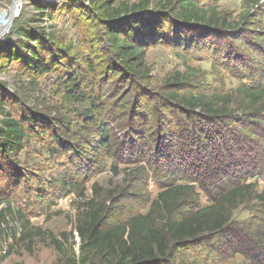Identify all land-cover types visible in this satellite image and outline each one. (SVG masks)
<instances>
[{
    "label": "trees",
    "instance_id": "obj_1",
    "mask_svg": "<svg viewBox=\"0 0 264 264\" xmlns=\"http://www.w3.org/2000/svg\"><path fill=\"white\" fill-rule=\"evenodd\" d=\"M30 1L36 10V18L48 15L43 10L48 6L46 3ZM83 1H88L92 10L89 11L80 0H67L62 8L67 11L78 10L101 28L103 40L109 46V51L105 52L110 56L106 65L116 68L112 76L108 77L109 73L105 69L100 70L95 64L92 58L95 52L93 45L87 44V53L76 57L71 44H59L44 30L21 26L16 28V33L21 37L15 45L10 41L0 42V61L4 58L15 60L22 73L32 78L51 72L57 74L56 89L63 101H92L91 108L84 109L78 115L88 149L102 152L115 161L120 159V151H124L127 156L120 159L122 163H146L151 170L148 167L149 172L141 178L143 173L138 171L144 168L141 165L137 173L133 172L132 183L129 182L120 191L102 193L96 191L94 186L90 198L85 194L86 175L80 176L79 171L50 178L49 182L58 185L61 193L65 190L86 200L75 227L80 237V255L74 253L67 257L64 264H169L173 257L172 247H183L222 234L232 225L233 212L240 205L251 200L264 203V188L257 191L254 182L245 181L247 177H233L230 166L213 167L209 162L203 172L198 173L205 156L218 157L217 165L221 161L219 157L223 161L225 157H230L225 152H236L247 139L254 140L249 129L264 120V76L250 82L249 71H242L240 76L236 75L240 81L238 85L225 91L224 84L216 88L204 85L205 77L196 80V84L193 82L197 79L195 72H177L168 77L159 95L154 94L150 100L156 97L153 102L160 111L164 107L174 109L170 115L166 111L160 112L157 123L151 126L161 123V127L144 133L143 128L149 126L147 119L151 112L140 110L137 111L140 114L134 112L132 117L140 115L145 118L141 128L136 130L133 127L136 124L129 123V138L117 141L112 132L113 123H119L117 113L123 111L131 93V88L125 89L128 85L118 88L119 83L135 85L137 81H143L144 75L139 74L144 66L145 50L152 41L177 39V45L191 47L196 44L192 38L194 33L206 36V33L216 30L229 42L233 38L231 34L235 33L238 39L245 31L255 32L256 27L253 22L245 21L249 11L242 19L236 20L213 7L205 8L199 0H157L158 16L164 17L148 12L149 0H141L133 6H114L111 0ZM259 1L243 0V7L256 6ZM261 28L263 30L257 42L261 47L259 52L264 56V26ZM175 34L179 37L175 38ZM221 50L225 57L231 55L233 61L242 65L244 59L238 48L230 44L222 46ZM246 65L252 66L249 62ZM225 70L229 73L231 69L225 67ZM214 71L221 75L219 79L222 82L221 70L218 72L216 65H213ZM100 75L102 78L107 77L100 81ZM107 82L111 83L109 87L112 89L104 94L102 90ZM4 99L0 96V102ZM1 114L0 204L5 203L8 207L6 194H13L23 181L31 179V170L19 167L23 148L31 140L44 142L43 135L53 139L55 146L48 149L49 153L54 154L52 159L66 150L57 138L61 131L49 129L47 122L37 117L34 110H21L18 116L5 111ZM123 120L127 121L126 118ZM232 120L234 126H231ZM68 124L63 122L61 127L68 129ZM194 146L199 151L193 153ZM73 151L81 159L76 166L82 168L89 160V154L78 148ZM260 151H264V146H261ZM260 154L258 164L250 166L249 171L245 172L248 176L262 174L264 169L260 165L264 164V154H261L262 158ZM237 155L232 154L235 159ZM183 165L191 166L192 170L188 167L191 171L188 173L192 176H179ZM111 170L117 173L118 164L113 162ZM150 171H153L156 179L165 181L159 183L154 179L158 192L155 197L140 204L141 207H147L146 211L113 218L109 209L118 202L117 199L121 201L134 197L137 194L133 192L136 184L147 183ZM200 175H203L202 178ZM167 178L170 179L167 181ZM202 179L209 183L208 190L211 191L205 205L200 204L196 191V185ZM225 180L231 182L226 183ZM35 197L41 199L43 195L36 190ZM94 259H98V262H94Z\"/></svg>",
    "mask_w": 264,
    "mask_h": 264
},
{
    "label": "rangeland",
    "instance_id": "obj_2",
    "mask_svg": "<svg viewBox=\"0 0 264 264\" xmlns=\"http://www.w3.org/2000/svg\"><path fill=\"white\" fill-rule=\"evenodd\" d=\"M14 1L0 0V32L9 20L11 5ZM37 1L49 6L43 9L44 14L48 15L36 18L37 13L31 1L18 0L19 5L14 9L15 16L10 26L0 36V42L10 41L15 45L21 37L16 33V28L19 26L44 30L45 33H50L57 43L71 44L72 52L76 57L87 53V44L93 45L95 52L92 54V58L100 70L105 69V72L109 73L108 77L116 72L114 66L106 65L110 56L105 52L109 51V46L104 42L99 26L78 10L63 9L62 6L67 0ZM80 1L89 11L92 10L88 1ZM111 1L114 6L119 4L133 6L141 2V0ZM199 1L205 8L213 7L216 11L224 12L229 18L236 20L242 19L249 11L245 21L248 20L255 24V32L245 31L238 39L233 33L231 34L233 38L229 42L221 32L216 30L206 33V36L198 32L192 35L196 44L191 47H185L184 44L177 45V39L168 41L164 38L152 41L153 43L145 50L144 66L139 74L144 75L143 81H137L135 85L128 84V82L119 83L118 88L128 85L125 89L131 88V93L123 111L117 113V116L120 117L119 123H113L112 132L116 135L114 140L120 141L129 138L127 130L129 123L136 124V126L133 125L136 130L141 128V123L145 121V118L140 115L132 117V114H140L137 112L140 110L151 112L147 119L149 126L143 128L144 133L156 131L161 127L160 123L151 128L154 123H157L158 119L156 118L161 116L160 112L166 111L170 115L174 109L164 107L160 111L158 105H154L153 102L156 97L153 101L150 100L154 94L159 95L162 86L167 83L168 77L177 72H195L197 79L193 82L196 84V80L205 77L204 85L216 88L224 84L225 91L238 85L240 81L236 75L240 76L242 71H249L250 82L264 76V56L259 52L261 47L257 42L261 35L260 31L263 30L261 26H264V0H260L256 6L248 7H243V0ZM156 2L157 0H149L148 12L158 16L159 4ZM161 16L164 17L163 15L158 17ZM174 37L179 36L175 34ZM86 38L88 39L86 40ZM230 44L240 50L241 53H238L244 59L242 65L233 61L231 55L225 57L221 47L230 46ZM246 62L252 66H247ZM213 65H216L218 72L221 70L222 82L219 79L221 75L213 72ZM225 67L231 69L229 73ZM22 72L23 70L15 60L4 58L0 61V96L5 98V101L0 102V120L3 117L2 111L18 116L21 110L32 109L37 117L47 122L49 129L61 131L57 138L66 151L52 159L54 154L49 153L48 149L54 148L55 145L53 139H47L46 135H43L44 142L31 140L23 148L19 167L31 170L32 175L30 180H25L16 187V192L6 194L8 207L5 203L0 204V264H64L67 257L74 253L76 256L80 255V237L75 231V227L86 200L77 197L74 193H66L65 190L61 193L58 185L49 182L50 178L79 171L80 176L86 175L85 194L90 198L93 195L94 186L96 191L102 193H104L103 191H120L129 182L132 183V175L133 172L137 173V168L141 165L146 168L138 170L143 173L140 176L142 178L149 172L147 168L149 167L151 170V167L146 163L132 165L122 163L120 159L127 156L124 151H120V159L115 161L102 152L88 149L84 143L87 142V138L81 131L78 115L84 109H90L92 101L83 103L63 101L56 89L57 74L54 72L42 74L36 78L29 77L27 73L23 74ZM100 76L98 77L100 81L107 77ZM198 83L200 84L199 81ZM110 84L107 82L104 86L102 90L104 94L112 89L109 87ZM131 117L132 119L129 121ZM123 118H126L127 121H124ZM63 122H69L70 128H62ZM230 122L231 126H234V121ZM249 130L250 134L254 135V140L247 139L240 145L241 149L239 150L238 147L236 152H225V155L230 157H225L224 161L222 157H219L221 161L217 165L218 157L205 156L204 164L198 173L201 174L209 162L213 167L227 165V167L230 166V174L233 177H247L245 181L254 182L257 191H261L264 188V170L262 174L253 176H248L245 172L249 171L250 166L258 164V153L264 154V151H260L261 146H264V120L256 123ZM74 148L86 150L89 154L90 158L87 163L82 164L84 168L76 166L81 162V159L74 153ZM193 149V153L199 151L196 150V146ZM232 154H238V158L235 159ZM251 158L254 160L252 161ZM234 159L237 160V165H235ZM113 162L118 164L117 173L111 170ZM260 166L264 169V164ZM188 167L192 170L190 165H183L179 176L184 178L192 176L193 174L188 173L191 172ZM200 176L202 178L203 175ZM175 178L177 179V177ZM0 179L2 178L0 177ZM154 179L156 178L153 176V171H150L147 183L136 184L133 192L135 194L137 192V194L134 197L121 201L117 199L118 202L109 209L111 216L124 218L131 212H145L147 207H141L140 204L146 199L155 197L158 192L156 182L163 183L165 181V179L159 178L155 182ZM203 179L196 185L201 205L207 204V196L211 195V191L208 190L209 183H205ZM229 181L231 182V180H225L226 183ZM36 190L42 193L41 199L35 197ZM108 218L111 219V217ZM232 221L229 229L222 234L206 238L204 241L191 242L183 247H172L173 257L170 258L169 264H250L251 262L264 264V203L251 200L240 205L233 212ZM94 262H98V259H94Z\"/></svg>",
    "mask_w": 264,
    "mask_h": 264
},
{
    "label": "water",
    "instance_id": "obj_3",
    "mask_svg": "<svg viewBox=\"0 0 264 264\" xmlns=\"http://www.w3.org/2000/svg\"><path fill=\"white\" fill-rule=\"evenodd\" d=\"M18 0H15L14 2H13V4L11 5V9H10V17H9V26H10V24H11V21H12V19L14 18V16H15V10L14 9H16L17 7H18ZM8 26V27H9ZM2 35H3V33H2ZM2 35H0V36H2Z\"/></svg>",
    "mask_w": 264,
    "mask_h": 264
},
{
    "label": "bare ground",
    "instance_id": "obj_4",
    "mask_svg": "<svg viewBox=\"0 0 264 264\" xmlns=\"http://www.w3.org/2000/svg\"><path fill=\"white\" fill-rule=\"evenodd\" d=\"M8 24H9V21L7 22V24L4 26V28L0 32V35H2V33H4L7 30L8 26H9Z\"/></svg>",
    "mask_w": 264,
    "mask_h": 264
}]
</instances>
